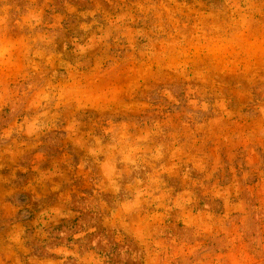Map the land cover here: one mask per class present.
Instances as JSON below:
<instances>
[{
	"label": "rangeland",
	"instance_id": "1",
	"mask_svg": "<svg viewBox=\"0 0 264 264\" xmlns=\"http://www.w3.org/2000/svg\"><path fill=\"white\" fill-rule=\"evenodd\" d=\"M0 264H264V0H0Z\"/></svg>",
	"mask_w": 264,
	"mask_h": 264
}]
</instances>
